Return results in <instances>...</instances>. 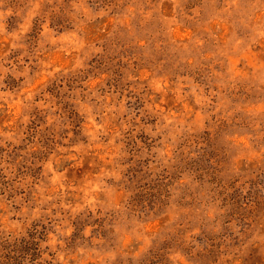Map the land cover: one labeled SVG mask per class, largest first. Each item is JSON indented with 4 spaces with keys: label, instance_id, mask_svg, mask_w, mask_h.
<instances>
[{
    "label": "rangeland",
    "instance_id": "rangeland-1",
    "mask_svg": "<svg viewBox=\"0 0 264 264\" xmlns=\"http://www.w3.org/2000/svg\"><path fill=\"white\" fill-rule=\"evenodd\" d=\"M0 264H264V0H0Z\"/></svg>",
    "mask_w": 264,
    "mask_h": 264
}]
</instances>
